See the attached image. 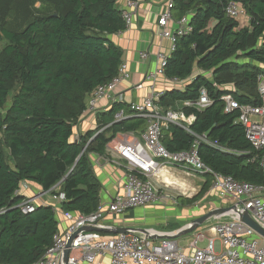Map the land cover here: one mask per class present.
Returning a JSON list of instances; mask_svg holds the SVG:
<instances>
[{"label": "trees", "instance_id": "obj_1", "mask_svg": "<svg viewBox=\"0 0 264 264\" xmlns=\"http://www.w3.org/2000/svg\"><path fill=\"white\" fill-rule=\"evenodd\" d=\"M37 1L52 3V10L34 16L20 31L0 28L7 42L0 52V264H35L58 231L50 206L21 214L18 205L24 197L16 193L22 183L47 193L61 183L66 198L62 211L89 215L97 210L102 190L90 154L103 155L117 134L145 128L144 121L134 117L114 122V113L124 107L115 103L99 126L111 123V137L104 131L72 140L86 98L117 74L122 51L110 36L125 31V25L116 0ZM230 2L244 8L248 27L227 17L224 9ZM171 13L178 21L187 17L190 30L176 38L164 76L185 81L198 71L183 91L164 93L158 104L172 110L177 103H194L201 90L211 104L201 111L185 107L184 114L194 119L187 128L190 133L171 124L163 130L162 144L170 152L188 150L195 136L205 135L225 150L198 144V155L212 172L264 186L257 151L237 121L239 112L225 113L222 100L230 93L225 86L233 84L236 93L231 94L239 104H260L264 0H174ZM203 178L201 191L188 202L207 193L211 177Z\"/></svg>", "mask_w": 264, "mask_h": 264}, {"label": "built area", "instance_id": "obj_2", "mask_svg": "<svg viewBox=\"0 0 264 264\" xmlns=\"http://www.w3.org/2000/svg\"><path fill=\"white\" fill-rule=\"evenodd\" d=\"M151 2L160 7L156 25L159 28V36L170 42L169 51L172 53L176 38L190 30L188 18L183 17L173 22L171 10L174 0ZM116 3L127 31L133 25L139 1L116 0ZM224 11L227 17L239 23L247 18L244 8L236 2L228 3ZM169 55L157 54L155 68L148 70L144 76L152 85L151 96L130 103L126 110L121 108L114 113V122L132 116L142 118L146 122L143 140L129 133L118 134L105 147V160L110 157L122 166L123 194L112 197L105 204L100 203L97 210L89 215L62 211L63 219L68 225L58 229L53 235L51 246L35 264H101L105 256L109 257V264H264V236L241 220L243 216H247L264 231V186L236 181L232 177L212 172L201 161L197 151L198 144L204 143L220 151L225 150L216 142L208 141L205 135L195 136L196 140L190 149L176 152L168 151L161 142L163 130L169 125H179L189 132L187 128L193 122V116L187 118L183 113L163 109L158 104L162 92L156 90L155 84L160 78H165L164 69ZM139 57L146 60L149 55L142 52ZM130 78L129 66L121 62L117 74L89 95L83 113H95L100 99L110 100L113 104L120 103L122 97L116 95V90L122 82ZM169 81L174 84L180 82L175 79ZM257 91L260 99L257 106L241 105L231 93L223 96L222 100L225 113L239 112L237 121L243 126L246 139L257 151L259 168L264 175V75L258 77ZM185 104L201 111L211 103L206 92L201 90L196 102ZM110 126L99 128L95 135L103 133ZM91 140L92 137L88 142ZM165 168H179L191 175L211 177L208 195L223 201L229 210L214 217L216 222L208 228L209 236L206 232L196 233L186 248H180L171 238H162L159 242L152 243L148 236L133 232L104 236L100 232L83 230H113V226L105 223L107 216L120 215L131 209L156 204L161 199V193L153 178ZM60 185L61 183L55 185L48 192L54 205H62L66 201L65 195L60 191ZM27 186V183L22 184L24 189H27ZM40 198V195L25 196L18 205L21 214L33 213L36 199ZM52 209L56 212L54 206ZM224 216L228 217V220H221ZM72 237L74 238L68 250L67 260L64 261L66 245ZM200 242H205V245L198 247Z\"/></svg>", "mask_w": 264, "mask_h": 264}, {"label": "crops", "instance_id": "obj_3", "mask_svg": "<svg viewBox=\"0 0 264 264\" xmlns=\"http://www.w3.org/2000/svg\"><path fill=\"white\" fill-rule=\"evenodd\" d=\"M138 1L139 9L131 28L127 31L110 36V39L121 49L122 62L129 66L131 73V78L122 82L116 90V95L122 97L120 103L124 105L123 108L125 110L130 103L141 101L151 96L153 93L152 85L145 80L144 76L148 70L155 68L157 64V54H170V42L159 36V28L156 25L160 7L151 2V0ZM172 19L173 22L178 21L173 17ZM240 25L241 27L249 26L248 16L240 22ZM173 26L174 25H172V27ZM142 52L148 53V59H140L139 54ZM197 71L198 70L195 69L194 74H196ZM194 74L192 76H195ZM192 76L177 84L172 83L166 78H160L155 84L156 90L162 92V95L174 90L183 91L185 87L191 83ZM204 76L211 79L208 74ZM225 89L230 93H236L233 84L226 85ZM88 97L85 100V105L87 104ZM112 105L113 103L110 100L100 99L97 103V111L95 113H83L74 125L72 140H79L80 137L85 136L87 133L95 134L99 126L105 123L106 118H108L106 113L111 111ZM185 107H187L185 102L177 103L172 110L184 114L185 112H183V109ZM184 116L187 118L191 117V115L185 114ZM133 117L134 116L130 118ZM143 121L145 123V128L143 130L129 133L140 140H143L146 129V122L145 120ZM110 124L111 123H107V125ZM104 134L106 137H111V132L109 131L104 132ZM104 155L105 153L103 155L90 154V160L93 174L102 187L100 203L105 204L112 197L123 194V169L121 164L110 157L106 158L109 160H105L103 157ZM153 182L156 186L158 185L164 188L160 191L161 199L156 204L131 209L120 215H109L105 223L113 226L114 229H125L128 232L146 235L152 243H157L162 238H171L174 239L180 248H186L196 233L206 232L209 236L208 228L216 222V219L212 218L206 221L192 233L185 235H179V233L183 231V229L189 227L197 218L210 212L211 209H222L227 207L223 201H219L216 197L208 195L209 189L198 201H187L198 195L201 191L204 184L203 176L191 175L179 168H165L153 178ZM27 185V189H24V187L22 188L21 185L18 195L22 197L40 195L41 198L36 199V206L42 204H44V206H54L56 209L54 213L58 229L66 227L68 223L63 219L61 213L62 205H54L50 195H48L47 192H43L39 187L29 183H27ZM167 190H178L179 193L173 195ZM166 196L169 198H165ZM200 202H205V204L201 205ZM223 219L228 220V217L224 216L221 220ZM101 234L104 236L113 235L110 231L109 233L101 232ZM204 245L205 242L198 243V247H203ZM109 261V257L105 256L102 258L101 264H109Z\"/></svg>", "mask_w": 264, "mask_h": 264}, {"label": "rangeland", "instance_id": "obj_4", "mask_svg": "<svg viewBox=\"0 0 264 264\" xmlns=\"http://www.w3.org/2000/svg\"><path fill=\"white\" fill-rule=\"evenodd\" d=\"M51 10L52 3L44 4L37 0H0V28L20 31L34 18V16L39 13L44 14L50 12ZM6 44L7 42L3 39L0 32V52ZM12 96L13 93H10L8 103L10 102ZM157 187L159 186L157 185ZM163 189L164 188L159 187L160 191ZM170 192L173 195L179 193L178 190ZM200 204H205V202H200Z\"/></svg>", "mask_w": 264, "mask_h": 264}, {"label": "water", "instance_id": "obj_5", "mask_svg": "<svg viewBox=\"0 0 264 264\" xmlns=\"http://www.w3.org/2000/svg\"><path fill=\"white\" fill-rule=\"evenodd\" d=\"M229 209L227 208H222V209H215V210H212L210 212H208L207 214L201 216L200 218H197L195 221L192 222V224L183 229V231H181L179 233V235H185V234H188V233H192L194 232L196 229H198L201 225H203L206 221L214 218L215 216H218V215H221L225 212H227ZM241 220L246 224L248 225L250 228H252L255 232L261 234L264 236V231L261 230L253 221H251L247 216H243L241 218ZM83 230H87V231H95V232H107L109 233L112 232L113 234H121V233H127L128 231L125 230V229H114V230H107V229H104V228H86V229H83ZM178 236V235H177ZM74 237H72L67 245H66V249H65V252H64V261L67 260V256H68V250L70 248V245H71V242L73 240Z\"/></svg>", "mask_w": 264, "mask_h": 264}]
</instances>
